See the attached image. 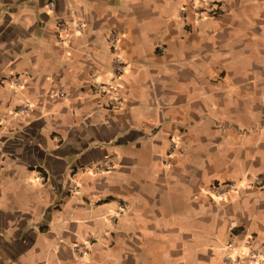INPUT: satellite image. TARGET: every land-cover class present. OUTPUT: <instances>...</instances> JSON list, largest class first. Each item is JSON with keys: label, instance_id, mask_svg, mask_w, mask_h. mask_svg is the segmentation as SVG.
Instances as JSON below:
<instances>
[{"label": "crops", "instance_id": "obj_1", "mask_svg": "<svg viewBox=\"0 0 264 264\" xmlns=\"http://www.w3.org/2000/svg\"><path fill=\"white\" fill-rule=\"evenodd\" d=\"M115 57L111 109L91 85ZM251 244L264 0H0V264H254Z\"/></svg>", "mask_w": 264, "mask_h": 264}, {"label": "built area", "instance_id": "obj_2", "mask_svg": "<svg viewBox=\"0 0 264 264\" xmlns=\"http://www.w3.org/2000/svg\"><path fill=\"white\" fill-rule=\"evenodd\" d=\"M52 5V4H51ZM221 10V5L218 3H210L207 6H204L196 11L197 16L200 18L202 16H215L218 14V11ZM109 41L110 44L114 47L115 43L117 41V36L114 34L109 35ZM125 69V64L118 58L115 57L113 60V76L111 79L107 82H95L91 85L94 92L101 94V95H108L109 102L106 104L108 108L111 109H118L121 106V99L118 98L116 95L117 90L119 89L118 81L123 74ZM12 78H10L8 81L11 84H17V82ZM7 81V82H8ZM24 106L23 109L18 111L17 113H23L26 112L27 108ZM76 185L72 187V191L76 190ZM235 188V185L233 183H227L223 186V193L228 192ZM253 244V243H252ZM252 244L250 245L251 249H248L249 251L245 254L239 255L237 258L241 259H248L250 263L258 264L264 262V255L262 256L257 249V247H252ZM234 261H236V259Z\"/></svg>", "mask_w": 264, "mask_h": 264}, {"label": "rangeland", "instance_id": "obj_3", "mask_svg": "<svg viewBox=\"0 0 264 264\" xmlns=\"http://www.w3.org/2000/svg\"><path fill=\"white\" fill-rule=\"evenodd\" d=\"M248 251H249V250H246V251H244V253L241 252L239 255L245 254V253H247ZM239 255L237 254V256H235V258L238 257Z\"/></svg>", "mask_w": 264, "mask_h": 264}]
</instances>
